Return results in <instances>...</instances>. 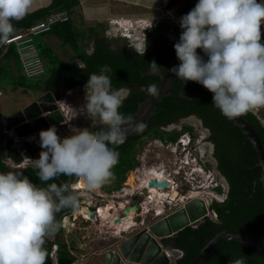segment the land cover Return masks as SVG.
I'll return each mask as SVG.
<instances>
[{"label": "clouds", "instance_id": "9594fccd", "mask_svg": "<svg viewBox=\"0 0 264 264\" xmlns=\"http://www.w3.org/2000/svg\"><path fill=\"white\" fill-rule=\"evenodd\" d=\"M32 3L33 0H0V44L12 35V21L22 19ZM262 24L264 0H197L179 18L182 32L174 49L180 63L169 71L183 83L194 81L210 91L212 105L228 120L257 114L264 109ZM77 66L81 70L86 67L83 62ZM149 70L156 74L160 65L153 60ZM111 71L102 68L100 75L90 76L85 86L84 110L89 118L98 121L100 131L84 132L70 140L59 136L52 126L33 133L39 136V145L31 138L33 134L26 137L39 148L37 157H24L17 163L7 156L0 161L8 169L0 170V264H46L50 256L55 259L54 254L45 251V245L62 227L56 218L66 212L78 214L83 196L110 183L119 158L116 147L125 143L130 132H143L142 122L119 111L131 89L113 88ZM141 90L153 98L159 95L156 84ZM28 168L36 171L39 185L24 174ZM59 179L65 181L63 186L50 182ZM155 215L148 224L163 216L164 210ZM229 264L247 262L239 257Z\"/></svg>", "mask_w": 264, "mask_h": 264}, {"label": "trees", "instance_id": "16d2710c", "mask_svg": "<svg viewBox=\"0 0 264 264\" xmlns=\"http://www.w3.org/2000/svg\"><path fill=\"white\" fill-rule=\"evenodd\" d=\"M179 1L181 0H172L169 7L174 6ZM78 5H80V0H52L50 4L27 13L22 19L12 21L14 26L13 33L28 29L33 24L45 20L53 13L67 11L72 15ZM188 8L189 6H185L180 11H186ZM161 27L164 30L162 34L165 36L170 34V26L167 23H160L148 31L147 39L156 36V30ZM95 33V27L88 28L86 33L80 30L75 25L72 17L67 21L56 22L51 30L46 33L57 37L63 46H69L73 51V57L76 56L86 65L83 70L77 66L78 62L76 60L71 62L61 58L58 53L53 51L54 49L51 45L40 49L39 45L36 44L40 49V56L45 64L46 73L34 79L29 78L25 74L24 69L23 74L20 72L22 63L15 46L12 45L6 53L0 47V78L5 66L3 62H8V66L15 64V67L19 69V76L16 82L18 87L24 86L25 91L27 89L49 91L54 90L63 83L70 88L77 85H86L90 76L100 75V70L107 67L112 70L109 78L113 88H119L123 85L130 86L132 83L142 85L151 81L158 82V78H160L158 75L150 74L142 77L143 72L150 71L149 62L153 60L160 65L159 72L163 74L180 63L176 57L175 43L167 45L161 40H157L155 43L148 41L149 50L141 54L131 47L114 49L108 40H116L117 38H110L105 35V38H95V50L92 53H88L83 45V40L92 38ZM263 39L264 26L261 25V40ZM197 52L203 55L200 49H197ZM194 86L195 89L191 91L202 92L200 98H188L180 95L177 96V100H173L170 97L164 98L159 104V107L164 108V114L155 113L152 123L170 122L179 115L192 113L200 115L205 125L210 127L215 133L218 144L219 169L228 179L230 188L224 199H211V209L218 215L219 220L208 216L198 225H189L172 237L174 239V247L183 252V255L176 260L175 264H187L199 254L213 237L224 230L235 233H258L264 235V187L261 181L262 168L258 165V154L250 140L234 121L228 120L212 105V95L205 91L197 82H194ZM182 93H185V91H182ZM147 97L150 96L146 92L135 91L124 101L119 111L124 115H132L139 102ZM245 116L253 124L264 142V125L261 124L258 116L252 113H248ZM94 129L96 128L92 130ZM154 135L164 137V139L167 138L165 134L163 136L160 132H155ZM178 136L179 133H173L169 136V139L176 141ZM4 138L5 133L3 132L0 119V161L6 158L3 149ZM120 158L121 160L129 159V155H123ZM124 162L123 160L119 166L112 169L115 178L100 189L112 193L121 188L122 183L126 179L127 171L133 167V162L127 161L123 165ZM0 170H8L2 162H0ZM24 174L34 183L38 185L41 183L34 169L28 168L24 171ZM61 180L63 179L50 182H56L63 186ZM218 190H222V187H218ZM67 213L58 216L56 218L57 222L62 225V219ZM169 242L167 240L165 244L168 245ZM55 244L59 246L57 249V260L53 262L50 256L46 264H73L78 260L76 241L72 239L71 243H69L65 239H60L55 243H46L45 251L52 255ZM239 257H244L247 264H264V249L237 240H226L198 264H229L230 260Z\"/></svg>", "mask_w": 264, "mask_h": 264}, {"label": "flooded vegetation", "instance_id": "af4514ba", "mask_svg": "<svg viewBox=\"0 0 264 264\" xmlns=\"http://www.w3.org/2000/svg\"><path fill=\"white\" fill-rule=\"evenodd\" d=\"M262 25L264 26V24ZM118 39L119 38H117L116 41L111 40V42L109 41L108 42L110 44L112 43L113 45V42H117ZM157 40H161L163 43L167 45L174 44L170 40V38L168 36H165L164 34H161V36H154L152 40L150 38L149 42L155 43ZM118 47H124V48L131 47L141 54L149 50L147 43L143 51H139L136 48V46L131 45L130 43L128 44L120 43ZM94 50H95V44H94ZM145 73L147 72H143L142 77L147 76V75H144ZM161 83H162V78L160 77L158 78V82L151 81V82H147L142 85H137L136 83H132L130 86H127V87L131 89V94H132L135 91H142L141 89L145 88L149 84H156L157 87L159 88ZM78 86H83V85H77L75 87H78ZM123 86H126V85H123ZM75 87L70 88L65 83H63V84L58 85L54 90H49V91H52L55 96H62V98L64 99L65 96L68 94V92H70V90L74 89ZM194 89H195L194 81H188L186 83H183L175 75H173L172 81H171V88H170L171 93L159 100L156 108L152 111L149 122L147 121L146 118L141 119L139 121L145 125L143 132L139 134L130 132L125 143L116 147V151L119 153V158H118V163L115 165V167L119 166L123 162V160L125 161L123 165H125L127 161L133 162V167L127 171L126 178L130 177L128 172L132 173L133 174L132 180L137 185L135 190L132 191L133 193H119V194H126L128 196L130 195L129 198H131L132 200V206L128 208H132V211L135 210L136 212L141 214L139 217L135 218L133 217L135 216L134 215L135 211H133L132 214H127L126 211L128 210L124 211L126 214H125V219L123 220H126L128 225H123L122 228H120L121 231H123L122 232L123 234L127 233L132 227V225L136 227L145 226L147 221L150 220L149 216H151V214H152V217L156 216L155 214L157 212V208H156V205L153 203L155 202L154 199L153 201H148L146 203L145 211L142 210V207L140 206V202H142L144 198L145 199L148 198V194L151 193L153 198L158 196L157 195L158 192L156 189H154L156 191L155 194L152 193L153 189L148 190V187H147L148 183L146 179L149 176V174H152V176L154 175L156 178H158V180H162L161 178H165V180L168 181V186L166 190H164V193L166 194V196L164 195L165 196L164 204L161 202V207L164 210V214L178 208L186 199H189L191 197H196V196L203 197L210 203V207H211V199L218 198L222 200L227 196V193L230 188V184H229L228 179L221 173L219 169V159L217 156L218 154L217 153L218 151L217 139L215 137L214 131L210 127L205 125L200 115H198L197 113H192L188 115H179L177 118H175L173 121H170V122L164 123L161 121V122H155V124L152 123V119L155 113L159 112L160 115L164 114V108L159 107L160 102L164 100V98L170 97V98H173V100H177V96L179 95L190 98L189 96H186V94L191 96L195 93H202L198 91L197 92L191 91ZM47 91H36L39 94V96L35 98V100H39L40 97ZM182 91H185V93H182ZM131 94L129 95V97L131 96ZM148 98L149 97L139 102L138 107L132 113V116H134L136 120H138L139 116L143 112V110L140 108L141 105ZM62 102L63 101H61V103ZM80 102L82 103L83 100H81ZM63 105H64V102L61 104V108L64 114L65 113L64 111L66 110H64ZM83 113H86V112L84 111ZM65 114L64 116L66 119L67 116ZM256 115L258 116V114ZM258 118L260 119L259 116ZM65 122H66V125H57L54 127H56V129L59 127L64 128L71 135L72 127L74 126L73 124L74 121L66 119ZM260 122H261V119H260ZM93 128H96V129L92 130ZM100 129H101V126H99L98 122H96L94 126H91V128L88 129L87 133L92 134L93 132L98 131ZM155 132H160L163 134V136L165 134L167 138L164 139V137H157L154 135ZM173 133H179V136L176 141H172L169 139V136ZM80 134L82 133L76 134L74 135V137H77ZM175 146H176V149H174ZM164 148L168 150L169 152H171L173 155V158L170 157L172 159L171 163H168L171 160L170 158L167 159V162L165 160L166 158H164ZM123 155H129V159L121 160L120 157ZM170 164H173L174 166ZM193 168H197V170H193ZM170 171L175 173V175H173L175 176V178L177 177L175 180L170 179L169 177L165 176L164 172H168L171 175ZM191 171L198 177V180L201 179V181H205L206 183L205 187L201 188V189H204L205 192L197 193V191L201 189L195 190L193 187V184L190 181H188L187 178L191 176L190 174ZM152 176H150V178H152ZM62 181L65 182L64 180H61V182ZM215 181H218L217 186L215 184ZM63 182L62 184H64ZM73 183H78V181H73ZM218 187H222V190H218ZM118 190H121V188ZM119 194H117V196L121 197ZM95 197L97 199L101 198L99 194H96ZM149 202H152L150 203V206H149ZM96 205L97 203L94 205L92 203L90 204L86 203V205L82 207V210H83L82 214L88 213L87 215L89 216V220H95L91 217L89 211H87L85 207L87 206L90 210H94L96 214H98ZM110 208L111 206L108 209ZM110 214L111 213L107 211L106 215H103L104 216L103 218L105 219L108 218ZM70 215H72V213L68 212L63 217V219H65L67 216H70ZM142 220H144L143 224H141ZM104 224L107 225V223H104ZM119 224L122 225L121 223ZM110 225H111L110 227H112V224ZM119 235L113 234V237L119 236ZM116 241L117 240L110 242L106 246L102 247L101 253L99 252L100 253L99 255L103 256L104 255L103 252L109 249L111 251L116 250L115 248ZM165 241H167V239L164 240V243ZM168 241H170L171 245L174 246L173 238H169Z\"/></svg>", "mask_w": 264, "mask_h": 264}, {"label": "water", "instance_id": "95a60500", "mask_svg": "<svg viewBox=\"0 0 264 264\" xmlns=\"http://www.w3.org/2000/svg\"><path fill=\"white\" fill-rule=\"evenodd\" d=\"M261 42L264 43V39L261 40ZM150 74H152L151 71L144 75ZM154 75H158L162 78V83L158 88L159 95L154 98L149 97L141 105L140 108L143 112L139 116L137 122L144 118L149 122L152 111L156 108L159 100L171 93V81L174 74L168 69L164 74L158 72ZM203 89L208 91L204 87ZM208 92L213 95L210 91ZM201 95L202 93H195L191 96L186 94V96L190 98H200ZM62 100V96H55L52 91H47L39 100H34L24 108L10 115L3 116L2 119L6 128L8 130L13 129L19 138L16 142L13 137H8L6 139L3 149L8 157L20 163L24 157L34 159L36 154L40 153L39 148L29 142L26 137L34 132H39L52 126L66 125V119L60 107ZM233 121L250 140L258 154V165L262 168L261 181L264 187V142L253 124L245 115ZM167 186V180H158V178L154 177L148 181V187L151 188V190L156 189L157 191H164ZM85 209L89 211L92 218L96 217L94 211L90 210L87 206ZM208 216L215 220H219L218 215L211 209L210 203L206 199L200 196L186 199L178 208L165 213L150 224L147 223L148 225L145 224L143 227L133 226L127 233L119 236L115 243L116 252L110 249L104 251L100 263L175 264L176 260L182 256V250L172 245H166L164 240L174 237L179 231L189 225H198ZM116 222H118V220ZM226 240H237L264 249V235L262 234L235 233L224 230L213 237L202 248L199 254L187 264H198Z\"/></svg>", "mask_w": 264, "mask_h": 264}, {"label": "rangeland", "instance_id": "374dc122", "mask_svg": "<svg viewBox=\"0 0 264 264\" xmlns=\"http://www.w3.org/2000/svg\"><path fill=\"white\" fill-rule=\"evenodd\" d=\"M81 1L82 0H80V5H78V7L74 10L73 14L70 16L72 17L75 25L78 26L80 30L85 32L88 30L90 25L92 24L94 25V23L96 22L94 19H91L90 17H94L97 14V12L100 11L99 8L105 9V7L103 6L104 4L101 6H98L96 3V0H89L87 3L82 4V5H81ZM107 1H109L108 4H112V6L109 7L110 9L106 10V12L108 13L107 15L109 16L110 15H114V16L120 15V17H126L127 20L124 24L125 28L127 29L129 28L131 30V35L133 34L132 36L129 34L131 37H128V39L127 37L119 38L117 42H119L118 44L120 45V43L128 44L130 43V41H132L133 43L135 42L137 43V40H139V37L143 39L144 35L142 34V25L140 26V24L138 23L140 20L139 18L148 19L152 11L160 12L161 9L165 10V7H166L165 3L169 2L170 4L172 0H138V1L137 0H120V1L101 0V3L107 2ZM196 2L197 0H181L178 3L174 4V6L172 7H175V9L174 8L172 9L179 12L180 9L185 6L187 7L189 6V8H191V6H194ZM189 3H191V5H189ZM102 9L100 13L103 12ZM108 19H104V20H108ZM104 20L102 21V23H104ZM160 29L156 30L155 32L156 36H161L162 32H164L162 27ZM99 30H101V28H99ZM46 36H49V34H46ZM153 38L154 37H152L151 40ZM35 41L39 45L40 49L47 48L49 46L48 41L44 37V34L35 36ZM148 41H150V38L147 39L146 43ZM83 45L86 47V49H90L92 43L90 41L88 42L87 39L85 38L83 40ZM51 47L54 49L52 50L58 53V55L63 59L67 61H71V62L74 60H77L76 56L73 57V51L69 46H62V44L58 41L57 44H51ZM9 64L11 65V63ZM3 68L4 69H3V72L0 78L3 84V92L2 94H0V119H2V117L5 115H10L14 113L15 111L24 108L27 104L34 101L35 98L39 96L36 90L27 89V91H25L24 86L18 87L16 82L19 76V71H18L19 69L15 67V64H13L12 66H8V62H7L5 63V66ZM20 72H22L23 74L22 64L20 65ZM85 86L86 85L78 86V87H75L74 89H71L70 92H68V94L62 100L65 106L64 110H66L64 111L66 113L65 115L67 116L66 119L74 121L73 123L74 126L72 127L71 135L64 128H61V127L57 128V134L61 136L62 138L66 137L71 140L75 138L74 135L87 132L88 129L91 128V126H94L96 122H98V121H95L89 118L86 113H83L85 111L84 106L87 103V93L85 92ZM81 100H83L82 103L80 102ZM257 114L261 120H264V109H260ZM170 157L173 158L172 153L164 148V158H166L165 159L166 162H167V159ZM171 162H172V159L168 163H171ZM170 165L174 166L173 164H170ZM193 170H197V168H193ZM167 173L168 172H164L165 176L169 177L170 179L175 180L177 178L173 176L175 175V173L171 172V175L170 173L168 174ZM128 174L130 177L126 178L125 183L127 182V184H124L123 182L121 187H123L124 185H125L124 187L127 186L129 188L128 192L132 193V191L135 190L137 185L132 180L133 174L129 172ZM75 191L79 192L82 190L78 189ZM98 192L99 190H96V192L91 193L90 195L83 196L81 198V210L79 211V213L76 215L72 214L70 216H67L66 217L67 219L65 220L63 219L62 227L59 233L55 236V238L52 241L48 242V243H55L60 239L61 240L65 239L66 242L68 241L69 243H71V240L73 239L74 241H76L77 245L79 242H82V247H84V249H81V250L78 249L80 251L78 250L76 251V254L78 255V260L73 264H91L92 261H93L92 263L94 262L96 263L97 256L92 257V253L101 252L102 247L106 246L110 242L117 240V238L123 234L122 233L123 231H121L120 228H122L123 225H128L126 220H122V217H124L125 219L126 213L132 214L133 211H135V210L132 211V208H128L132 206V204H130L132 200L131 198H129L128 195L119 194L121 197L105 196V197H101L100 199L99 198L97 199L95 195L98 194ZM200 192L203 193L205 192V190L202 189V190L197 191V193H200ZM86 203L88 204L92 203L93 205L97 203L96 207H97L98 214L95 218H93L95 220H88L89 216L86 217L88 219H86L83 216L82 207L85 206ZM110 206L111 208L108 209ZM125 210H128V211H126L125 213L124 212ZM107 211L111 214L109 215L108 218L105 219L103 218L104 217L103 215H106ZM135 213H138V212L135 211ZM151 217H152V214L151 216H149V219H152ZM115 220L116 221L118 220V222L117 223L113 222ZM104 223H107V225H105ZM119 223H121L122 225H120ZM110 224H112V227H110L111 226ZM111 234L112 235L120 234V235L113 237ZM104 236L108 237L106 241H104V239L102 238ZM102 240L104 241L103 243H102ZM99 241L101 242V244H99ZM97 254H100V253H97ZM98 257L100 259L102 256L99 255ZM53 262H55V260H53Z\"/></svg>", "mask_w": 264, "mask_h": 264}, {"label": "built area", "instance_id": "2783aa9c", "mask_svg": "<svg viewBox=\"0 0 264 264\" xmlns=\"http://www.w3.org/2000/svg\"><path fill=\"white\" fill-rule=\"evenodd\" d=\"M165 4H166L165 10L161 9L160 12L159 11L153 12L148 19L147 18H139L140 20L138 23L140 24V26L142 25V34L144 35V38L141 39L139 37V40L136 39L137 43L136 42L133 43L132 41H130V44L136 46V48L139 51L144 50V47H145L146 41H147L148 31L152 30L154 27H156L160 23H167L170 26V34L168 35V37L170 38V40L173 43L178 42L180 33L182 32V29L179 26V18L182 15L188 13L195 6V5L191 6V8L187 9L186 11L177 12L174 10L175 7H167V6H169V2H166ZM172 8H174V9H172ZM68 19H70V15H69V12H67V11L53 13L50 16H48V18H46L45 20H42V21H39V22L33 24L30 28L25 29V30H19L16 33H13L9 37V39L6 43L0 44V47H2L3 52L6 53L8 51V49L10 48V46H12V45L15 46L17 53L19 55V58L21 60L24 72L27 75V77H29V78L40 77L41 75H43L45 73V65H44L43 60L40 56L39 48L35 43V36L48 33L51 30L53 24H55L58 21H61V22L67 21ZM126 20H127L126 17H120V16L110 18L107 22V28L105 29V35L107 37H110V38H118V37H121V38L125 37L126 38L127 37V39H128V37H131L133 35V34L131 35V30L129 28L128 29L125 28V25H124ZM2 92H3V85H2V82L0 81V94H2ZM1 125H2L3 131L5 133L4 144H5V141L8 137H13L15 142L19 139L13 129L8 130L6 128V125L4 124L3 120H2ZM31 138H33V140L37 143V145H39V143H38L39 136H37L36 133L33 134L31 136ZM170 145H172V144H170ZM174 149H176V146L174 147ZM5 156L7 157L6 152H5ZM190 174H191V176L188 177L187 179H188V181H190L193 184V187L195 190H197V189L199 190V189L205 187V185H206L205 181H201V179L198 180V177L192 171L190 172ZM150 176H152V174H149V176L147 177V179H146L147 183L150 179L155 177L153 175L152 178H150ZM161 179L165 180V178H161ZM124 184H127V182L126 183L124 182ZM215 184L217 186L218 181H215ZM124 186L121 187V190L114 191L110 194L107 192H98V194L101 197H105V196L117 197V194H119V193H129L128 192L129 188L127 186L126 187H124ZM147 187H148V184H147ZM148 190H151V188L148 187ZM157 192H158L157 193L158 197H162V198H160V200L164 204V199L166 196V195L164 196V194H165L164 191L158 190ZM148 201H153V197H152L151 193L148 194V198H146L142 202H140V206L142 207V210L145 211L146 203ZM128 203H129V201H128ZM149 203H152V202H149ZM153 203L156 205L155 202H153ZM130 204H132V202ZM97 213H98V211H97ZM134 215H135L134 217L136 218V217H139L141 214L135 213ZM83 216L86 218V214H83ZM65 219H67V218H65ZM86 219H88V218H86ZM123 219H124V217H122V220ZM141 223L143 224L144 220H142ZM131 228H133V227H131ZM54 248L55 249L52 252V254L55 255V259L53 257H52V259L56 261L57 256H58L57 255L58 245L55 244ZM76 248L77 249L82 248V242H79L78 245L76 244ZM113 252H116V250H113Z\"/></svg>", "mask_w": 264, "mask_h": 264}, {"label": "crops", "instance_id": "0c3cea01", "mask_svg": "<svg viewBox=\"0 0 264 264\" xmlns=\"http://www.w3.org/2000/svg\"><path fill=\"white\" fill-rule=\"evenodd\" d=\"M86 1V2H85ZM89 0H84V2H83V0L81 1V5L82 4H85V3H87ZM105 1V0H104ZM110 1H120V0H110ZM138 1V0H137ZM52 2V0H33V3H32V6H31V8L29 9V11L27 12V13H29V12H32V11H34V10H36V9H38V8H40V7H43V6H46V5H48V4H50ZM96 3H97V5L98 6H101V5H103L104 7H105V9H102V8H99L100 9V11H101V9H102V13H100V11H98L97 12V14L94 16V17H90L91 19H94L96 22L94 23V25L92 24V25H90V27H95V29H96V33H95V35L92 37V38H86L87 39V41L89 42H91L92 43V45H91V47H90V49H87V51H88V53H92L93 52V50H94V44H95V38H105V29L107 28V22H108V20L110 19V18H113V17H118V16H120V15H116V16H114V15H107L108 13L106 12V10H109L110 8L109 7H111L112 6V4H108L109 3V1H107V2H103V3H101V0H96ZM109 18V19H108ZM87 19H89V18H87ZM104 19H108V20H104ZM104 20V23H102V21ZM98 23V24H97ZM100 26V27H99ZM89 27V28H90ZM101 28V30H99V28ZM88 31V30H87ZM87 31H85V32H87ZM44 37H45V39L48 41V43H49V45H51V44H57L58 43V41L61 43V41L57 38V37H55V36H46V34L44 35ZM109 42H111V40H108ZM116 41V40H115ZM36 42V41H35ZM37 44V43H36ZM118 42H113V45H112V43H111V46L115 49V48H117L118 47ZM63 46V45H62ZM39 48V47H38ZM76 61H78V63H80L81 61L77 58V60ZM5 63L3 62V65H4ZM44 75V74H43ZM43 75H41V76H43ZM100 192H104L102 189H98ZM108 193V192H107ZM97 216V215H96ZM113 222H116V221H113ZM112 235V234H111ZM110 235V236H111ZM113 236V235H112ZM103 239H104V241H106V239L108 238V237H106V236H104V237H102ZM168 240V239H167ZM103 240H102V243L104 242ZM99 244H101V242L99 241ZM167 245V244H166ZM168 245H171V243L169 242L168 243ZM81 249H84V247H82V248H80V250ZM86 249V248H85ZM97 253H99V252H94V253H92V257H94V256H97L96 257V263L94 262V263H92L91 262V264H101L100 262H101V260L99 259V254H97ZM91 258V257H90ZM90 260V259H89ZM89 260H88V262H89ZM92 260V259H91Z\"/></svg>", "mask_w": 264, "mask_h": 264}, {"label": "bare ground", "instance_id": "6f19581e", "mask_svg": "<svg viewBox=\"0 0 264 264\" xmlns=\"http://www.w3.org/2000/svg\"><path fill=\"white\" fill-rule=\"evenodd\" d=\"M63 107H64V109H65V106L63 105ZM65 114V113H64ZM153 192V194H155L156 193V191L153 189L152 190ZM163 195V194H162ZM164 195H166V194H164ZM160 198H162V197H154L153 199H154V201H155V203H156V208H157V211L158 212H162V207H161V200H160ZM86 217H88V215L86 214Z\"/></svg>", "mask_w": 264, "mask_h": 264}]
</instances>
